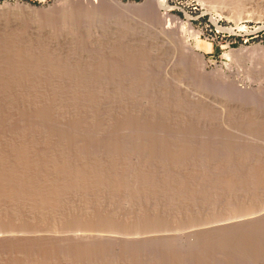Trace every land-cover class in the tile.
<instances>
[{"label": "rangeland", "instance_id": "obj_1", "mask_svg": "<svg viewBox=\"0 0 264 264\" xmlns=\"http://www.w3.org/2000/svg\"><path fill=\"white\" fill-rule=\"evenodd\" d=\"M67 9H70L69 11L72 16H74V19L73 17L71 19L70 25V27L72 26L70 30L74 31L68 32L77 33L76 35H80L78 33L82 35V33L89 32L91 36L89 38H86V33L85 37L84 35L78 36L85 44H83L82 40H79L75 34L79 42L77 40L76 42L78 43L74 45V47H70L66 43V45L64 43L62 44L63 40L60 39L61 37L64 38L66 34L64 31V16L66 14L63 11ZM167 26L169 27L168 32H162ZM164 34H168V36L170 34L172 37V40H170L171 37L170 39L167 37L169 39L168 44H164L165 42L161 39L162 37H166ZM82 37L85 38V40ZM92 38L95 39L94 43L91 42ZM20 39L22 42H18ZM79 43L83 45L81 44L80 46ZM184 43H189L188 46L196 48L195 56L191 59L177 60V58L172 60L174 50L180 51L179 45ZM28 94L39 96L43 94V96L49 95V97H54L56 95H65L64 97H66L69 95L70 97H68L72 99L77 96L76 98L80 100L77 103V100L74 98V101L77 103V108H80V111H84V116L87 115L89 117L86 116L91 120V123H94L93 126L98 124L96 126L100 127V129L96 126V128L93 126L91 127L93 129L95 128L94 133L98 128L101 134H99L98 130V137L95 135L97 132L92 135L93 132L91 130L93 129H90V127L88 129L81 124L79 125L80 128L78 126L77 128L74 124L75 118L70 117L67 119H72L74 121L66 119V121H60L61 124L60 122L58 124V121L56 122L54 119L55 121H52L53 123L48 124L46 122L48 125L45 124L44 121V125H42V121L41 126L40 123H37L38 125L35 124L38 126V129L39 126L41 128L43 127L42 130L39 129L41 133L44 131L42 136L36 131L37 127L34 128L35 126H33L31 128V126H29L33 121H39L30 120L29 123V121H27V114L29 113L28 107L25 108L24 105L21 106V104L18 103L22 96ZM52 94L53 96H50ZM1 95L4 97L9 96L10 98L12 96V98H14L10 99L6 97V101L11 104V106L10 104L7 106L10 107V110L16 108L12 107V103L15 106L20 105L17 107H20L19 110L17 108L14 110L17 116L19 113V120H15L14 116H12L13 111L8 110V108L2 111V113L5 111V114H7L6 117L3 116L4 114H0V117L4 120L7 119L5 120L7 124L4 123V121L1 122L2 119L0 120V173L3 175L9 173L10 169L12 170L13 168L16 172L18 170L20 172L22 171L21 173L18 172L21 176L22 173L24 174L23 176H25L28 175L29 172L30 176L34 175L35 172V175L49 174L52 173L53 170V174H56V172L60 174L62 171L64 174H70L71 172L70 176H72V174L78 175L77 173L87 175L90 174L89 172L94 176L96 172L95 176L104 173L101 175L103 176V180L108 179L107 182L111 184L115 182L113 177V173L115 172L114 174L122 177L120 178L122 181H125V177H127L126 183L129 180L136 185L135 183L138 181V186H142V184H146L147 182L151 183L154 179L159 178L160 180H155L156 184L153 182L151 185L153 188L157 185L161 190H166L167 187L169 188L170 186L173 188L174 183L172 181H174L175 185L178 186V184H180L178 188L174 185L176 190L181 188L178 192H184V196L186 195L188 199H192L193 196V199L196 198V201L190 200L193 202L192 204H188L190 201L187 202L189 205L187 210L190 209V206L192 208L195 203H198L197 205L195 204L197 209L193 207V213H191V210L190 213H188L190 216L192 214L194 220H190L188 214V217L187 215L185 217L180 216V218L184 220L183 224H181L182 220L179 219V222L181 221L180 225L182 226L196 222V220L199 223H201V221L205 223L207 219L203 218L207 217L208 219L212 218V220L218 216L217 220L219 218L223 219L229 217L232 215V210L237 214L242 212L240 209L247 210V208L251 206H257L256 201L259 200V197L264 198V196L261 197L263 191L259 190H263L262 188L264 187L262 184L264 183L262 182L264 179V0H0V97H2ZM71 95L73 96L71 97ZM7 98L9 100H7ZM82 99L85 102L82 101V103ZM14 101H16V104ZM80 102L81 104L85 103L82 105V109L87 105L88 108L90 106L92 107H90L91 109L94 108V111L96 107V113L93 111V113L90 112L91 110L88 108L82 110L81 105L79 106ZM22 107H24V110L26 109L28 111L27 113L25 110V114L22 111L24 116L26 115L27 122H24L25 118L21 117L23 115L20 116V114H22L20 113V109ZM30 109L34 111L32 108ZM17 110L20 112H17ZM7 111H10V113ZM100 111L102 113H100ZM113 112H116L120 117L117 118V115L114 116ZM33 115L34 119H36L34 113ZM103 115L105 117H103ZM8 116L14 119L11 120ZM95 116L96 118H94ZM20 117L23 120L20 121ZM17 121L20 123L18 122V124H16ZM96 121L97 123H95ZM86 122L87 119L84 118L83 124L85 125ZM21 123L24 126H21ZM27 123L28 125H26ZM55 123L58 125L56 126ZM87 123L90 124V122ZM54 124L57 129L52 128ZM72 124L73 128L70 127ZM59 125H61L60 128ZM14 126L15 128H13ZM62 127L63 130H61ZM75 127L77 131L79 129L78 132L74 131ZM86 128L88 130H86ZM80 129L82 130L80 131ZM45 130H47V133ZM56 130L63 131L65 138L61 131L60 133L63 135L58 134L59 132ZM33 131H36V134ZM52 131L56 133L52 134ZM73 131L75 132L74 134L71 133ZM44 133H46V135ZM76 133L79 134V138H77L78 134L76 135ZM49 134H51L50 137ZM71 134L76 136H71ZM40 135L42 137H40ZM36 136L42 139H38ZM44 136H48L49 140L43 139L45 138ZM51 137H53L55 141H53ZM55 137H58L59 140ZM73 137L76 140H73ZM8 138L10 142L7 144ZM22 138L26 140V143ZM56 139L58 141H56ZM25 147H27V149ZM28 149H32L31 152ZM13 152L18 155L15 154L14 156ZM51 153L53 155H51ZM22 156H24V158ZM25 159L28 162L31 161V164L35 163L33 167L31 165L28 169L29 166H27V164L30 163L25 162ZM116 160L118 162H116ZM5 162L7 164L9 162V165ZM15 162L17 164H15ZM22 163H24L27 168ZM46 163L49 164L48 168ZM50 164L53 165V170L49 169ZM105 164H109V167ZM117 164H120L121 169L113 171L112 169H114ZM124 164L129 170H123L125 169V166H122ZM81 167L82 169L84 168L85 171L82 170ZM122 167L124 168L122 169ZM4 169H7L8 172H5ZM150 169L152 171H150ZM30 170H32L33 174ZM104 170L106 172H103ZM110 170L111 172H109ZM124 171L130 174H126ZM148 171L150 172L148 173ZM134 173H137V175ZM151 173L153 174L152 177L150 176L152 175ZM138 174L142 177L141 180ZM61 175L63 174L61 173ZM193 175L195 176L193 177ZM171 176L173 178H170ZM186 176L191 180H189V183ZM196 176L198 177L196 178ZM162 177L164 179L166 178L165 182L167 181L170 183L167 184L166 182V187H163L166 184H164V179ZM259 177L263 179L260 181V179H258ZM147 178L150 179L151 182H149ZM255 178L262 183H258L259 181ZM135 179L137 181H134ZM219 179L220 181L217 182ZM142 181L145 183H142ZM186 181L187 183H185ZM221 181L225 184L223 185ZM239 181H243L244 184ZM216 183H218V185ZM241 183L242 185H239ZM257 183L261 184V186ZM112 184L111 187L110 185L109 187L114 190V188H116L114 187L116 183H114L113 187ZM219 184H221V186H219ZM132 185L133 184L129 185L128 183L130 188L134 186ZM192 185L196 187L194 188ZM225 185L228 188L230 187L231 190H229L232 194ZM116 186L118 185L116 184ZM138 186H136V188H138ZM150 186H148V188ZM202 186L207 188L204 189ZM215 186H217V189ZM241 186L242 188H240ZM157 187H155V189ZM182 187L186 192L183 191L184 189ZM143 188L144 189L139 187L138 189L143 191L145 189L148 190V188ZM243 188L248 194L253 191L249 194L248 199H246L248 194L244 192L245 190H243ZM134 189L132 188L131 190ZM189 189L191 192L187 191ZM193 189L198 190L195 191ZM211 189H216V191L213 192ZM222 189L224 190L223 193L221 192ZM240 190L243 194L239 192ZM218 191L219 194H217ZM236 192L239 194H235ZM224 193H226V195ZM222 194L225 197H223ZM211 195H213V197ZM210 197H212L213 200ZM207 200L209 202H207ZM221 201L227 205L225 206ZM211 202H214L213 204H217L218 202V204L225 207H229L230 205L233 207L235 206L236 209H230V206L229 209L231 212L230 210H226L225 213L222 207L220 208L221 211L217 210L219 208L216 207L220 206L215 204V207ZM236 202L238 207L236 206ZM245 202H247L246 205ZM238 203L240 204L238 205ZM1 204L4 203L2 202ZM187 204L185 203L186 206ZM207 204L209 207H207ZM243 204L245 208L242 207ZM142 207H144V205H142ZM213 207L216 208V211ZM144 208L146 209V207ZM212 210L213 212L211 213L210 211ZM227 211L229 214H227ZM235 211H237V213ZM98 212L99 215L103 217L100 211H97V215ZM66 215H68V217L70 216L68 213ZM73 215L74 214L71 216L74 217ZM194 215L197 216L195 217ZM0 216V223L2 222L4 224L3 227L8 225L7 228H17L18 230V224L21 226V223L16 220L14 222V219L11 221L8 219L6 223L5 217L2 218L4 215L0 214ZM72 217H70V219H72ZM160 217L162 216H159V218ZM78 218L79 217H77V219ZM88 218L90 220L91 217ZM163 218L164 217H162V219ZM70 219L65 218L64 222L62 220L64 224H58L59 222L56 223L58 228L54 223V226L57 228H55L56 231L60 233L59 235L63 232L64 238L66 234L65 231L67 230L66 227L70 230ZM113 219L110 220L115 222V219ZM139 219L140 217H138V219L136 218L134 223L126 221V224L123 226L121 223L122 220L124 222L125 219L119 218L117 220L120 223L116 220V224L113 222V224H115L113 227L116 226L117 229V225H121L120 227L123 226V228L127 230L132 227H140L137 228L138 230L135 229V232L144 230L143 226L146 227L145 224L148 221H146V219L143 220V218V222H141V219ZM168 219H164L166 220L164 222H168ZM83 220L86 219L83 218ZM81 221L80 218V221L77 220L76 222H78V224L81 223L80 225L83 227L93 228V220L91 223L86 220V222L90 224H85L84 221ZM104 221H106L104 223L105 225L103 224L105 230L108 228L112 231L116 230L106 224L107 220ZM144 221H146V223ZM261 221L264 222V219ZM262 222H260L261 225ZM22 223L25 224L26 222ZM29 223L26 224L28 227H31L33 224L30 223L32 224L30 225ZM109 223L111 224L112 222ZM140 223H142V225ZM150 223L152 222L150 221ZM26 224L23 227L28 228ZM148 224L146 225L148 226ZM64 225L66 227H64ZM89 225L92 226L90 227ZM244 225L245 224L240 223V225H236L233 228L229 227L232 231H228L229 229L227 228L220 229L221 232L219 233L223 232V235H221L222 237L219 236L220 234L216 231L213 232L219 235L209 231V233H211L210 235L208 231H206L204 234L207 236H205L206 238L203 236L204 232L202 235L199 234V236H203L205 239L196 236L198 240L202 239L203 241H198L194 238L196 241L192 239L190 242H187L182 238L181 243L183 246H186L181 247V243H179L180 245L177 243L178 250L176 247L173 249L172 245H168V241H166L168 245L166 246L168 248L165 247V241L158 240L157 238L143 241L137 240L136 242L134 241L135 243L133 241H131L132 243L128 241L129 245L125 241L119 242L118 244H120V246L118 245L119 247L117 246L116 249V245H114V243L111 244V242L95 243L91 241L90 243L93 246L91 244L89 245V242H87L89 245L87 246L84 242H76V240L72 239L70 236L69 238L68 235L65 239L61 238V240L63 239L62 241L59 240L60 238H50L51 240H49L48 237V240H46L47 237H42L40 239L38 238V240L37 238L25 239L17 236L14 237V239H5L6 241L0 240V257L2 258H0V264H21L24 259L28 261L32 260V262L41 263L43 261L46 263L49 262V259L47 260L46 258L47 254L49 258L52 256L50 261H53V263L54 261H58L60 264L63 261L62 264H68L69 260L67 259H69V256L70 261L73 262L75 260L76 264H86L87 260L89 263L92 261V264H143L144 261H147V264H149L148 262H153L152 264H182L183 262L186 264H254V260L245 261L248 256L244 259L246 255H244V257H240L239 255L243 252V247L247 245L254 246L253 242L247 241L245 243L247 245H243L245 242L244 238L246 237L247 239L249 235L252 236L251 234L248 236L244 234L248 232L246 230L249 227L248 230L254 231H252L253 233L249 231L250 233L257 235L255 237H260L261 232H264V228L261 229L263 226L260 225L259 228L261 230L258 231L261 232L257 233L256 223L255 225L252 224L253 227H250L248 224L247 227ZM110 226H112V224ZM235 227L238 229L236 228V230ZM240 227H242V229L246 228L245 230L239 231L241 230ZM129 231L133 230L130 229ZM236 232H241L242 235H244L240 237L241 239H238L241 241H237V236H241V234L237 235ZM68 233L70 235V231H68L67 234ZM258 234L260 235L258 236ZM209 235L212 236V241ZM218 236L220 238H218ZM233 237L237 241L235 244L240 242L237 245L242 246L236 248V245L233 243ZM255 237H248L250 240H247L253 241ZM260 238H258L257 241L263 246L262 241H264V235L262 234ZM219 239L221 240L219 241ZM256 239L257 238L254 239V244L259 246V243H256ZM223 240L225 242L229 240V245L226 244L230 247L233 245L232 248H235V250L228 247L229 252L222 251L226 246ZM93 242L97 245H95L96 248H94ZM192 242H196L198 245L196 243L193 245ZM78 243H80V246ZM101 244L102 246H100ZM135 244H138L139 247ZM123 245L125 247H123ZM221 245L222 248L220 249L219 247H221ZM261 246L259 247L263 250L264 246ZM226 247L225 249H227ZM121 248L123 249L121 250ZM250 249L253 250L249 248V250L246 249L247 251L245 252L250 251ZM231 250H234V253H236L235 251H239L236 253L237 257L235 254L233 255ZM259 250L257 252L261 251ZM48 251L49 253H46ZM204 252L205 254H203ZM252 252L250 251V254ZM177 253L180 258L177 257ZM50 254L52 255L50 256ZM259 254L260 253L256 256H259ZM261 255L264 257V251ZM61 256H64L66 259L64 260ZM263 257L261 256V258L258 259L256 257L252 258L251 256V258H249L255 259V264H264ZM70 261L69 264H72ZM110 261L111 263H109ZM88 262L87 264H89ZM48 264H50V262Z\"/></svg>", "mask_w": 264, "mask_h": 264}, {"label": "bare ground", "instance_id": "obj_2", "mask_svg": "<svg viewBox=\"0 0 264 264\" xmlns=\"http://www.w3.org/2000/svg\"><path fill=\"white\" fill-rule=\"evenodd\" d=\"M239 2V1H238ZM234 4V3H233ZM225 5V4H224ZM70 9H67V10H65V11H63V12H65V16H64V31L66 32V34L64 35V38L63 37H61V39L60 40H63V42H62V44L64 43H66L68 46H70V47H74V45H76L78 42H79V40L81 39V38H79L80 37V35H81V33H78V34H80V35H76L77 33H69L68 31H74V30H70V29H72L71 27H70V25H71V19H72V17H73V19H74V16H72V14H71V12L69 11ZM68 12V13H67ZM7 15V14H6ZM17 18V17H16ZM15 19V18H14ZM8 20V19H7ZM5 21V20H4ZM7 22V21H6ZM17 22V21H16ZM68 24H67V23ZM73 22V21H72ZM70 23V24H69ZM14 24H16V23H14ZM73 24V23H72ZM6 26V25H5ZM73 26H75V25H73ZM33 27V26H32ZM33 29V28H32ZM168 29H169V27L167 26L166 28H164L163 30L164 31H162V32H164V33H166V32H168ZM86 33V38H89V37H91L90 36V33L89 32H85ZM85 33L83 34L82 33V35H84V37H85ZM23 34V33H22ZM79 38V40H78V38L76 39V36ZM19 35H21V34H19ZM81 35V36H82ZM166 37V39L164 38V37H162L161 39H162V41L163 42H165L164 44H168V40L170 39V37H171V35L169 34V36H168V34H164ZM56 37H57V35H56ZM59 37V38H60ZM169 39H168V38ZM33 38H36V37H33ZM51 38H53V37H51ZM83 38V37H82ZM179 38V37H178ZM38 39V38H37ZM39 39H41V38H39ZM84 40H85V38H83ZM91 39V38H90ZM89 39V40H90ZM174 39V38H173ZM18 40V39H17ZM53 40H55V39H53ZM57 40V39H56ZM78 40V42H76ZM82 40V39H81ZM88 40V39H87ZM170 40H172V37H171V39ZM11 41V40H10ZM31 41V40H30ZM183 41V40H182ZM18 42H22L21 41V39L18 41ZM91 42H95V39H93L92 38V40H91ZM32 43V42H31ZM47 43V42H46ZM58 43V42H57ZM82 43H83V40H82ZM81 43V44H82ZM15 44V43H14ZM54 44H55V41H54ZM65 44V45H66ZM80 44V43H79ZM81 44H80V46H81ZM83 44H85V43H83ZM82 44V45H83ZM174 44H176V43H174ZM174 44H173V47H174ZM189 44V43H188ZM188 44H181V45H179L180 47V51H178V50H174V53H173V56H172V60H175V59H177V60H185V59H188V58H192L193 56H195V54H196V48L195 47H191V46H188ZM18 45H19V43H18ZM21 45V44H20ZM31 45V44H30ZM58 45V44H57ZM87 45V44H86ZM85 45V46H86ZM13 46V45H12ZM34 46V45H33ZM41 46V45H40ZM176 46V45H175ZM27 47H28V45H27ZM178 47V46H177ZM177 47H175V48H177ZM85 48V47H84ZM174 48V49H175ZM178 49V48H177ZM41 50V49H40ZM178 51V52H177ZM26 53V52H25ZM17 55V54H16ZM50 55V54H49ZM20 69V68H19ZM42 71V70H41ZM172 71V70H171ZM17 73V72H16ZM32 74V73H31ZM6 77V76H5ZM14 80V79H13ZM28 88V87H27ZM54 88V87H53ZM35 92V91H34ZM36 94V93H35ZM35 94H33V95H26V96H22L20 99H19V104H21V106L22 105H24V107L26 108V107H28V109H29V113L32 111L30 108H32L34 111H32L34 114H35V117H36V119H34V115H33V113L31 112L30 114L28 113V111L26 110V112L28 113H26L27 114V121H29V123H30V120L32 121V120H38L39 122H37V121H33V123H34V125H33V123H30L31 125H29V126H31V128L33 127V126H35L34 128H36L37 127V129H36V131H38L41 135L43 134V132L44 131H42V133L39 131V129H41L42 130V128L40 127L41 126V121L43 122H45V124H49V123H53L52 121H55L56 120V122L59 124V122L61 121H66V119L67 118H70V117H74L75 118V122H74V124L76 125V127L78 126L79 127V125L81 124L82 126H85V127H87L88 129H89V127H90V129H93L91 126H93L94 125V123H91V120L90 119H88L86 116H84V111H80L78 108H77V103L80 101V100H78V98H76V97H73V99L72 98H69L70 96L69 95H67L66 97H64L65 95H63V96H54V97H49V95L48 96H43V94H41L40 96L39 95H35ZM45 95V94H44ZM2 96V95H1ZM11 96V95H10ZM16 96V95H15ZM21 96V95H20ZM50 96H53V94L52 95H50ZM69 96V97H68ZM73 95H71V97H72ZM75 96V95H74ZM81 96H83V95H81ZM85 96V95H84ZM2 97H4V96H2ZM2 97H0V114L2 115V114H4L3 116L4 117H6V115L7 114H5V111H4V113H2V111L4 110V109H6V108H8V110H10V107H7V106H9V104L10 103H8L7 101H6V97H8V98H10L9 96H6V97H4V98H2ZM18 97V96H17ZM7 98V100H9ZM11 98H12V96H11ZM10 98V99H11ZM74 98L77 100V103L74 101ZM12 99H14V98H12ZM84 99V98H83ZM81 100V102L82 101H84V100ZM86 99V98H85ZM17 100V99H16ZM106 100V99H105ZM13 102V101H12ZM16 101H14V103H15ZM81 102H80V104H79V106L81 105V109L83 108V106L82 105H84V104H81ZM85 102V101H84ZM96 102V101H95ZM95 102H93V103H95ZM99 102V101H98ZM117 102V101H116ZM83 103V102H82ZM90 103V102H89ZM93 103H91V104H93ZM16 104V103H15ZM88 104V103H87ZM26 105V106H25ZM10 106H11V104H10ZM18 106H20V105H18ZM18 106H15V105H13V103H12V107H18ZM89 106V105H88ZM97 106V105H96ZM11 107V108H12ZM24 107H22L21 109H23ZM91 107V106H90ZM88 108L87 107V105H85V107H84V109L85 108H88V109H90L91 111L90 112H92L93 111V109H91V108ZM16 108L14 109H11L12 111H13V115L12 116H14V118H15V120H19V113H18V116H17V114H15V111L14 110H16ZM20 108V107H19ZM19 108H17L18 110H19ZM20 109V111H18L17 110V112H20V113H22V111L24 112V114H25V110L23 109V110H21ZM84 109H82V110H84ZM99 109V108H98ZM10 110V111H11ZM31 110V111H30ZM106 110V109H105ZM109 110V109H108ZM107 110V111H108ZM10 111L8 112V113H10ZM96 111V107H95V110L93 111L94 113H96L95 112ZM99 111V110H98ZM92 112V113H93ZM110 112V111H109ZM88 113V112H87ZM100 113H102L101 111H100ZM121 113V112H120ZM24 114L22 113V114H20V116L21 115H23L24 116ZM105 114H109V113H105ZM113 114H114V116L115 115H117L116 114V112H113ZM165 114V113H164ZM9 115V114H8ZM33 117H32V116ZM89 115V114H88ZM98 115V114H97ZM16 116H17V119H16ZM23 116H21L22 118H25V120H24V122H27L26 121V115L23 117ZM29 116V117H28ZM94 116V115H93ZM101 116V115H100ZM100 116H98V117H100ZM108 116V115H107ZM111 116V115H110ZM20 117V121L21 120H23L22 118ZM103 117H105L104 115H103ZM109 117V116H108ZM120 117V115L118 116L117 115V118H119ZM8 118L9 119H11V117H9L8 116ZM14 118H12V119H14ZM31 118V119H30ZM33 118V119H32ZM84 118L85 119H87V122H90V124H92V125H90L89 123H87L86 122V124L87 125H90V126H87L86 124L84 125L83 123H84ZM94 118H96V116L94 117ZM2 119V120H1ZM11 119V120H12ZM55 119V120H54ZM93 119V118H92ZM111 119V118H110ZM109 119V120H110ZM113 119V118H112ZM0 120H1V122H3L4 121V123H6V121L5 120H7V119H3L2 117H0ZM10 120V121H11ZM67 120H72V119H67ZM90 120V121H89ZM101 120V119H100ZM106 120V119H105ZM114 120V119H113ZM112 120V121H113ZM10 121H9V123H10ZM72 121H74V120H72ZM94 121V120H93ZM92 121V122H93ZM98 121V120H97ZM97 121L95 122V123H97ZM0 122V123H1ZM15 122V121H14ZM18 122L19 121H17L16 122V124H18ZM23 122V121H22ZM44 122H43V124L42 125H44ZM47 122V123H46ZM61 122H60V124H61ZM71 122V121H70ZM109 122V121H108ZM107 122V123H108ZM20 123V122H19ZM37 123H40V126H39V129H38V124ZM57 123H55L56 124V126L58 125ZM79 123V124H78ZM7 124V123H6ZM35 124H37V125H35ZM47 124V125H48ZM55 124L53 125V129H57V127L55 126ZM1 125V124H0ZM23 124L21 123V126H22ZM26 125H28V123L26 124ZM62 125H63V123H62ZM96 125H98V124H95V126ZM104 125V124H103ZM112 125V124H111ZM13 126V125H12ZM20 126V125H19ZM24 126V125H23ZM60 126L61 125H59V128H60ZM64 126V125H63ZM95 126H93V127H95ZM26 127V126H25ZM51 127V126H50ZM69 127V126H68ZM71 128H73V124H72V126H70ZM74 128V131L75 132H78L79 131V129H78V131H77V128ZM96 127H98V126H96ZM95 127V128H96ZM112 127V126H111ZM124 127V126H123ZM122 127V128H123ZM136 127V126H135ZM149 127V126H148ZM13 128H15V126L13 127ZM19 128V127H18ZM58 128V129H59ZM80 128V127H79ZM86 128V130H88ZM94 128V129H95ZM99 129H100V127H98ZM97 128V130L95 131V133L99 130ZM108 128V127H107ZM23 129V128H22ZM49 129V128H48ZM76 129V130H75ZM83 129V128H82ZM82 129H80V131L82 130ZM94 129L93 130H91L93 133H92V135L93 134H95L94 133ZM8 130H9V128H8ZM12 130V129H11ZM17 130V129H16ZM21 130V129H20ZM61 130H63V127L61 128ZM61 130H56L57 132H59L58 134H61V135H63L64 134V132L63 131H61ZM15 131V130H14ZM23 131H25V130H23ZM29 131V130H28ZM36 131H33L34 133L36 132ZM46 131V133H47V130H45ZM50 131H51V128H50ZM60 131L63 133H60ZM71 132V133H75V132ZM83 131H84V129H83ZM102 131V130H101ZM31 132V131H30ZM99 132V134H101L100 133V130L98 131ZM98 132H97V134H95L96 136L98 135ZM12 133V132H11ZM27 133V132H26ZM29 133V132H28ZM39 133H38V135H39ZM46 133H44L45 135H46ZM54 133H56V132H53L52 131V134H54ZM68 133V132H67ZM91 133V132H90ZM141 133V132H140ZM24 134V133H23ZM32 134V133H31ZM36 134V133H35ZM57 134V135H58ZM70 134V133H69ZM73 134H71V136L73 135ZM78 133H76V135H77ZM88 134V133H87ZM125 134V133H124ZM11 135V134H10ZM40 135V137H42ZM75 135V136H76ZM94 135V136H95ZM19 136V135H18ZM32 136V135H31ZM33 136H34V134H33ZM51 136V134H49V137ZM60 136V135H59ZM74 136V135H73ZM74 136V137H75ZM3 137V136H2ZM11 137V136H10ZM24 137H25V135H24ZM37 137V136H36ZM39 136L37 137L38 139H42V138H40ZM45 138H43V139H45V140H49V137L47 136H44ZM64 138H65V134H64V136H63ZM70 137V136H69ZM74 137H73V140H76V139H74ZM87 137H88V135H87ZM98 137V136H97ZM107 137V136H106ZM157 137V136H156ZM1 138V137H0ZM19 138V137H18ZM47 138V139H46ZM55 138H57L58 140H59V138L58 137H55ZM61 138V137H60ZM68 138V137H67ZM77 138H79V134L77 135ZM83 138V137H82ZM96 138V137H95ZM51 139L53 140L54 138L53 137H51ZM56 139V141H58ZM122 139V138H121ZM2 140H4V139H2ZM21 140V139H20ZM22 140L25 142L26 140H24L23 138H22ZM21 140V141H22ZM31 140V139H30ZM91 140V139H90ZM89 140V141H90ZM100 140V139H99ZM1 141V140H0ZM12 141V140H11ZM19 141V140H18ZM44 141V140H43ZM53 141H55V140H53ZM61 141H63V140H61ZM2 142H4V141H2ZM6 142V141H5ZM8 142H10L9 141V138H8V141L6 142L7 144H8ZM45 142V141H44ZM60 142V141H59ZM76 142V141H75ZM91 142V141H90ZM110 142V141H109ZM26 143V142H25ZM28 143V142H27ZM103 143H105V142H103ZM5 144V143H4ZM6 144V145H7ZM1 145H2V143H1ZM28 145V144H27ZM55 145V144H54ZM57 145V144H56ZM16 146V145H15ZM12 147H13V145H12ZM21 147V146H20ZM23 147V146H22ZM28 147V146H27ZM27 147H25L26 149H27ZM59 147V146H58ZM85 147V146H84ZM14 148V147H13ZM30 148V147H29ZM90 148V147H89ZM110 148H111V146H110ZM18 149V148H17ZM17 149H15V150H17ZM60 149V148H59ZM66 149V148H65ZM91 149V148H90ZM29 150V149H28ZM32 150V149H31ZM31 150H29L30 152H31ZM61 150V149H60ZM141 150V149H140ZM18 151H20V150H18ZM17 151V152H18ZM26 151V150H25ZM33 152V151H32ZM71 152V151H70ZM14 153V152H13ZM19 153V152H18ZM20 153H22V152H20ZM15 154L16 153H14L13 155L15 156ZM16 155H18V154H16ZM51 155H53L52 153H51ZM138 155V154H137ZM12 156V155H11ZM110 156V155H109ZM13 157V156H12ZM23 158H24V156H22ZM48 157V156H47ZM20 158H21V156H20ZM28 158V157H27ZM85 158V157H84ZM8 160H10V159H8ZM7 160V161H8ZM13 160V159H12ZM22 160H24V159H22ZM26 160V159H25ZM29 160H30V158H29ZM48 160V159H47ZM68 160V159H67ZM86 160V159H85ZM90 160V159H89ZM93 160V159H92ZM100 160V159H99ZM125 160V159H124ZM136 160V159H135ZM1 161V160H0ZM6 161V162H7ZM20 161V160H19ZM34 161V160H33ZM44 161V160H43ZM51 161V160H50ZM60 161V160H59ZM5 162V163H6ZM10 162V161H9ZM9 162H8V164L7 165H9ZM25 162H27V163H30V162H28L27 160L25 161ZM66 162V161H65ZM82 162V161H81ZM116 162H118L117 160H116ZM120 162V161H119ZM122 162V161H121ZM137 162V161H136ZM26 163V164H27ZM88 163V162H87ZM92 163V162H91ZM125 163V162H124ZM12 164H14V163H12ZM15 164H17L16 162H15ZM19 164V163H18ZM22 164H24V163H22ZM33 164H35V163H33ZM33 164H27V166H29L28 167V169L30 168V166L32 165V167H33ZM45 164V163H44ZM44 164H42V165H44ZM47 164V163H46ZM96 164V163H95ZM97 164H98V162H97ZM102 164H104V163H102ZM123 164V163H122ZM3 165V164H2ZM5 165V164H4ZM41 165V166H42ZM57 165V164H56ZM58 165H59V163H58ZM64 165V164H63ZM93 165H94V163H93ZM106 165V164H105ZM109 165V164H108ZM108 165H106V166H108ZM21 166H23V165H21ZM24 166L26 167V165L24 164ZM48 166H49V164H47V168H48ZM60 166V165H59ZM59 166H57V167H59ZM97 166V165H96ZM116 167L114 168V169H112L113 171H115V170H117V169H121V166H120V164H117V165H115ZM122 166H125V164L124 165H122ZM127 166H128V164H127ZM131 166V165H130ZM135 166V165H134ZM140 166V165H139ZM142 166V165H141ZM144 166V165H143ZM35 167V166H34ZM52 167H53V165L52 164H50V167H49V169H51V170H53L52 169ZM65 167V166H64ZM68 167H70V166H68ZM94 167V166H93ZM109 167V166H108ZM131 167H133V166H131ZM131 167H129V168H131ZM135 167H137V166H135ZM6 168V167H5ZM9 168H11V167H9ZM27 168V167H26ZM36 168V167H35ZM61 168H62V166H61ZM66 168H67V166H66ZM85 168H86V166H85ZM102 168H103V166H102ZM124 167H122V169H123ZM140 168H143V167H140ZM149 168H150V166H149ZM16 169V168H15ZM22 169H23V167H22ZM64 169V168H63ZM81 169H82V167H81ZM91 169H92V167H91ZM96 169V168H95ZM98 169V168H97ZM129 170L126 166H125V169H123V170ZM136 169V168H135ZM134 169V170H135ZM144 169H146V168H144ZM153 169V168H152ZM263 169V168H262ZM3 170V169H2ZM5 170V172L7 171V169H4ZM24 170V169H23ZM62 170V169H61ZM64 170H66V169H64ZM69 170V169H68ZM67 170V171H68ZM82 170H84V168L82 169ZM103 170V169H102ZM118 170V171H119ZM142 170V169H141ZM10 171H13V172H10ZM10 171H9V173H7V174H5V175H3V174H1L0 173V212H3V213H0V214H2V215H4L2 218H4L5 217V221H6V223H7V220L9 219L10 221L12 220V219H14L13 221L15 222V220L17 221V222H19V223H21V226H20V224H18V226H19V229L17 230V228H13V229H11L10 227H8L7 228V226L6 227H3V223L1 224L0 223V240H2V241H6L7 239H11V238H13L14 239V237H17V236H20V237H22V238H25V239H27V238H42V237H44V238H46L47 237V239L46 240H48V237H49V240H51L50 238H60L59 240H61V238H63V239H65V238H67V235H68V237L70 236V237H72V239H74V240H76V242H78V241H80V242H84V244L86 245L87 244V246H89L91 243V241H94L95 243H97V242H101V243H103V242H111V244L112 243H114V245H116V249H117V246L119 245L120 246V244H118L119 242L121 243V242H126V243H128V241H143V240H146V239H154V238H157L158 240H162V241H165L164 242V245H165V247H167L168 245H172V248L173 249H175V247L177 248V250H178V244L179 243H181L182 242V238L184 239V240H186L187 242H190L192 239H194V238H196V236H198V238H202L203 236L205 237L206 235H204L205 233H206V231H208V233H209V231L211 232V233H219V232H221V230L220 229H225V228H227V229H229L228 231H230L231 229L229 228V227H231V228H233L234 226H236V225H240V223H243V224H245L246 225V227H247V224L251 227H253V225L252 224H254L255 225V223H256V227H257V233L259 232H261V231H258V230H261V229H263L264 228V222H262L261 220H263L264 219V198L262 197V196H264V187L262 188L263 190H261V189H259L260 191H263V193H261V197L262 198H260L259 197V200L258 201H256V203H257V206H251L250 208H247V210L246 209H240L242 212H239V213H237V211H235L237 214H235L233 211L234 210H232V215H234V216H232L231 214V216H229V217H226V218H223V219H221V218H219L218 220H217V218L219 217H217V218H215L214 220H212V218H209L208 219V217L207 218H203V219H207V221H205V223H202L203 221H201V223H199L197 220H196V222H193V223H189V224H187V225H185V226H182V225H180V222H179V219H181L182 220V222H181V224H183V219L182 218H180V216H186L188 213H190V210L192 211L193 209V207L194 208H196L195 207V204H194V206L191 208V206H190V209H188L187 210V207L189 206L188 204H192L193 202H191L192 200H195V199H193V197H192V199L190 198V199H188V197L186 198V195L184 196V192H181V191H179L178 192V190L179 189H181V188H179L178 190H176L175 188V186H177V185H175V182L174 181H172L173 183H174V185H173V188L170 186L169 188L167 187V189L166 188H163V189H166V190H161L160 188H159V186L157 187V185L155 186V187H157L156 189H155V187L153 188V186L151 185V184H153V182H155V180L157 181V179H159V178H157V179H154V181H150V179H148L147 178V180H149V182H151V183H146L148 186H150L149 188H148V186L146 185V184H142V186L143 187H145V188H148V190L147 189H145L144 191L143 190H140V189H138L139 187L140 188H142V189H144L140 184V186H138V184H137V180L135 179L134 181H137L135 184L136 185H134V183H131L129 180L127 181V183L125 182L126 180H127V177H125L126 178V180L124 181H122V179H120V178H122L121 176L119 177V176H117L116 174H114L113 173V177H114V183H116L118 186H116V184H115V186H114V183L112 184L111 182V184H112V187L114 186V187H116V188H114V190L112 189V188H110L111 187V184H109L108 182H107V180H103V176H101V175H103L104 173H102L101 175H98V176H95V174H96V172L94 173V176H93V174L91 173V172H89L90 174H87V175H82V173L81 174H79V173H77L78 175H73L72 174V176H70L71 175V172H70V174L69 173H66V174H64V172L62 171L61 173L63 174V175H61V173L59 174V173H57L56 172V174H53L54 172V170L52 171V173H49V174H36L35 175V173H34V175H32V176H30V172H29V174L28 175H25V176H23L24 174L22 173V176H21V172L18 170L17 172H16V170H14V168L11 170L10 169ZM29 171V170H28ZM31 171V173H32V170H30ZM85 171V170H84ZM131 171V170H130ZM137 171H139V170H137ZM136 171V172H137ZM147 171V170H146ZM150 171H152L151 169H150ZM150 171H148V173L150 172ZM8 172V171H7ZM18 172H20V173H18ZM24 172V171H23ZM47 172V171H46ZM50 172V171H49ZM83 172V171H82ZM93 172V171H92ZM101 172V171H100ZM103 172H106L105 170L103 171ZM109 172H111V170L109 171ZM108 172V173H109ZM144 172V171H143ZM154 172V171H153ZM84 173H86V172H84ZM98 173V172H97ZM117 173V172H116ZM124 173H126L125 171H124ZM127 173H129V172H127ZM126 173V174H127ZM145 173V172H144ZM147 173V174H148ZM33 174V173H32ZM51 174V175H50ZM92 174V175H91ZM118 174V173H117ZM122 174V173H121ZM125 174V175H126ZM130 174V173H129ZM128 174V175H129ZM134 174H136L137 175V173H134ZM152 174V173H151ZM160 174V173H159ZM257 174V173H256ZM108 175V174H107ZM112 175V174H111ZM119 175V174H118ZM123 175V174H122ZM139 175V174H138ZM143 175H145V174H143ZM157 175V174H156ZM264 175V174H263ZM27 176H29V177H27ZM110 176V175H109ZM133 176V175H132ZM146 176H148V175H146ZM145 176V177H146ZM151 177L153 176V174L152 175H150ZM149 176V177H150ZM155 176V175H154ZM159 176V175H158ZM163 176V175H162ZM167 176V175H166ZM195 175H193V177H194ZM260 176V175H259ZM102 177V178H101ZM144 177V178H145ZM160 177H161V175H160ZM187 177V176H186ZM198 176H196V178H197ZM205 177V176H204ZM221 177V176H220ZM253 177V176H252ZM258 177V176H257ZM256 177V178H257ZM108 178V177H107ZM111 178H112V176H111ZM124 178V179H125ZM130 178V177H129ZM139 178H140V180L142 179V177H140V175H139ZM163 178V177H162ZM170 178H173L172 176L170 177ZM185 178V177H184ZM184 178H183V180H184ZM242 178V177H241ZM255 178V179H256ZM264 178V177H263ZM263 178H261V179H263ZM146 179V178H145ZM164 179V178H163ZM166 179V178H165ZM165 179H164V181L163 180H161V181H163L164 182V184H166V182H165ZM187 179H188V177H187ZM194 179V178H193ZM200 179V178H199ZM208 179V178H207ZM218 179V178H217ZM221 179V178H220ZM220 179L217 181V182H219L220 181ZM258 179H260V177L258 178ZM258 179H256V180H258ZM261 179H260V181H261ZM160 180V179H159ZM171 180V179H170ZM180 180H182V179H180ZM189 180L190 179H188V183H189ZM225 180V179H224ZM239 180V179H238ZM242 180V179H241ZM131 181L133 182V180L131 179ZM145 181V180H144ZM144 181H142V183H145ZM178 181V180H177ZM176 181V182H177ZM191 181V180H190ZM201 181H203V180H201ZM200 181V182H201ZM223 181V180H222ZM221 181V182H222ZM259 181V180H258ZM258 182V183H262V182H264V179H263V181L262 182ZM171 182V181H170ZM180 182V181H179ZM178 182V183H179ZM195 182V181H194ZM207 182H208V180H207ZM209 182H210V180H209ZM237 182V181H236ZM239 182H242L243 184H244V182L243 181H239ZM128 183H129V185L130 184H133L134 186H135V189H134V186L132 187L134 190H131L132 188H130L129 186H128ZM169 182H167V184H168ZM177 183V184H178ZM181 183H182V181H181ZM185 183H187V181L185 182ZM191 183V182H190ZM196 183V182H195ZM198 183V182H197ZM227 183H228V181H227ZM226 183V184H227ZM242 183L241 184H239V185H242ZM251 183V182H250ZM253 183V182H252ZM257 183V184H258ZM110 185V187H109V185ZM154 184H156V182L154 183ZM161 184V183H160ZM167 184L166 185H161V186H163V187H166L167 186ZM170 184V183H169ZM205 184H206V178H205ZM217 185H218V183H216ZM222 184H223V182H222ZM225 184V183H224ZM223 184V185H224ZM232 184V183H231ZM237 184V183H236ZM235 184V185H236ZM247 184V183H246ZM263 185H264V183H262ZM144 185H146V186H144ZM179 185L180 184H178V186H177V188L179 187ZM193 185H194V183H193ZM192 185V186H193ZM197 185H200V184H197ZM202 185V184H201ZM222 185V186H223ZM229 185H230V183H229ZM233 185V184H232ZM258 185H260L261 186V184H258ZM262 185V186H263ZM136 186H138V188H136ZM191 186V187H192ZM219 186H221V184H219ZM244 186V185H243ZM247 186V185H246ZM245 186V187H246ZM175 187V188H174ZM181 187V186H180ZM194 187V186H193ZM196 187V186H195ZM194 187V188H195ZM203 187V186H202ZM216 187V189H217V186H215ZM225 187L226 188H228L226 185H225ZM232 187V186H231ZM236 187V186H235ZM238 187V186H237ZM130 188V189H129ZM183 188V187H182ZM204 188V187H203ZM205 188H207V187H205ZM204 188V189H205ZM240 188H242V186L240 187ZM260 188V187H259ZM184 189V188H183ZM199 189V188H198ZM198 189H196V190H198ZM208 189H210V188H208ZM216 189H211V190H213V192L214 191H216ZM230 189V187L228 188V190ZM193 190H195V189H193ZM195 190V191H196ZM227 190V191H228ZM231 190V189H230ZM230 190H229V192H230ZM233 190V189H232ZM237 190V189H236ZM242 190V189H241ZM239 191V192H241L242 194H243V192L242 191ZM243 190H245L244 188H243ZM247 190H248V188H247ZM249 190H250V188H249ZM257 190V189H256ZM183 191H185V189L183 190ZM188 192L190 191V189L189 190H187ZM201 191V190H200ZM200 191H198V192H200ZM205 191V190H204ZM219 191H221V190H219ZM219 191H218V193L217 194H219ZM223 189H222V193H223ZM226 191V190H225ZM235 191V190H234ZM233 191V192H234ZM255 191V190H254ZM259 191V192H260ZM186 192V191H185ZM191 192V191H190ZM202 192H203V190H202ZM207 192H210V191H207ZM207 192H206V195H207ZM228 192V193H229ZM244 192H246L247 193V191L245 190ZM253 191H251V193H252ZM184 193V194H183ZM231 193V192H230ZM229 193V194H230ZM240 193V194H241ZM251 193H249V194H251ZM256 193V192H255ZM257 193H258V191H257ZM256 193V194H257ZM187 194V193H186ZM192 194H195V193H192ZM214 194V193H213ZM225 195H226V193H224ZM232 194V193H231ZM235 194H237V192L235 193ZM239 194V193H238ZM237 194V195H238ZM241 194V195H242ZM248 194V193H247ZM246 194V195H247ZM249 194L247 195V197H246V199H248V197H249ZM263 194V195H262ZM189 195H190V193H189ZM223 195V194H222ZM244 195H245V193H244ZM188 196V195H187ZM197 196V195H196ZM209 196V195H208ZM212 197H213V195H211ZM229 196V195H228ZM234 196V195H233ZM243 196V195H242ZM252 196V195H251ZM257 196V195H256ZM191 197V196H190ZM205 197V196H204ZM212 197H210V198H212ZM219 197V196H218ZM221 197V196H220ZM223 197H225L224 195H223ZM227 197V196H226ZM206 198V197H205ZM204 198V200L206 201V199ZM228 198V197H227ZM230 198V197H229ZM232 198V197H231ZM251 198V197H250ZM207 199H209V198H207ZM236 199V198H235ZM191 200V201H190ZM212 200H213V198H212ZM223 200H225V199H223ZM226 200H228V199H226ZM232 200H233V198H232ZM249 200H251V199H249ZM4 203V204H1L2 202ZM190 201V202H189ZM196 201V200H195ZM194 201V202H195ZM229 201V200H228ZM237 201V200H236ZM252 201V200H251ZM187 202H189L188 204H187ZM207 202H209L208 200H207ZM222 202V201H221ZM220 202V203H221ZM224 202H226V201H224ZM230 202V201H229ZM229 202H228V204H229ZM233 202V201H232ZM231 202V203H232ZM185 203L187 204V206L185 205ZM200 203V202H199ZM212 204L214 203V202H211ZM223 203V202H222ZM221 203V204H222ZM227 203V202H226ZM235 203V202H234ZM255 203V202H254ZM253 203V204H254ZM198 204V203H197ZM196 204V205H197ZM201 204V203H200ZM216 204V203H215ZM215 204H213L214 206H215ZM224 205H225V203H223ZM240 203H238V205H239ZM247 204V202H245V205ZM142 205H144V207H146V209L144 208V207H142ZM211 205V204H210ZM217 206L219 205L220 207H216V208H219V209H217V210H220L221 211V207H222V210H224L225 211V213H226V210H230V209H232V208H235V206L233 207V206H231V208L229 209V207H225V206H221L220 204H218V202H217V204H216ZM235 205V204H234ZM244 204L242 205V207H244L245 206ZM250 205V204H249ZM255 205V204H254ZM236 206H237V202H236ZM207 207H209L208 206V204H207ZM215 207H213V208H215ZM238 207V206H237ZM242 207H240V208H242ZM256 207V208H255ZM189 208V207H188ZM216 208H215V211H216ZM245 208V207H244ZM197 209V208H196ZM212 209V208H211ZM236 209V208H235ZM238 209V208H237ZM200 210V209H199ZM209 210V209H208ZM208 210H206V211H208ZM214 210V209H213ZM213 210L212 211H210L211 213L213 212ZM66 211V212H65ZM68 211V212H67ZM73 211V212H72ZM97 211H100V214L102 213V215H103V217H101L100 215H99V212H98V215H97ZM195 211H197V210H195ZM205 211V210H204ZM65 212V213H64ZM203 212V211H202ZM210 212H209V214H210ZM228 212V211H227ZM230 212H231V210H230ZM74 214L73 216L74 217H72L71 215L68 217V215H66V214ZM191 213H193V211L191 212ZM201 213V212H200ZM234 213V214H233ZM224 214V213H223ZM227 214H229V212L227 213ZM75 215H77V216H75ZM189 215V214H188ZM188 215H187V217H188ZM200 215V214H199ZM207 215V214H206ZM211 215V214H210ZM209 215V216H210ZM159 216H162V217H164L163 219H162V217H160L159 218ZM195 216V215H194ZM197 216V215H196ZM195 216V217H196ZM203 216H204V214H203ZM208 216V215H207ZM215 216V215H214ZM223 216V215H222ZM1 217V216H0ZM70 217H72V219H70ZM77 217H79L78 219H77ZM88 217H91L90 218V220L92 219L93 220V222L92 223H94L93 224V228H89V227H83V226H81L80 224H78V222H76L77 220L78 221H80V218H81V220L82 221H84L85 222V224L87 223L86 222V220H88L90 223H91V221L89 220V218ZM138 217H140V221L141 222H143V220H145L146 219V221H148L147 223H146V221H144L146 224H148V226L145 224V226L146 227H144L143 226V228H144V230H141V231H134L135 229H137V228H140V227H137V228H129L128 230L127 229H125V228H123V226H124V224H126L125 222L126 221H130V222H132V223H134L135 221V219L137 218L138 219ZM166 217H168V218H166ZM183 217V218H184ZM193 216H192V214H191V216L189 215V218H190V220L192 219V220H194L193 218H192ZM199 217V216H198ZM201 217V216H200ZM212 217H213V215H212ZM224 217V216H223ZM1 218V219H2ZM65 218L67 219V218H69L70 220V222H71V225H70V230H68V228L64 225V227H66V229L68 230V231H70V235H69V233L67 234V232L65 231V238H64V234H63V232L61 233V235H59L60 233H58V231H56V229L58 228V226H57V224L56 223H58V224H62L63 222H64V220H65ZM83 218L84 219H86V220H83ZM115 219V222L114 221H111L112 219ZM119 219V218H123V219H125L124 220V222H123V220H122V223H121V225H123L122 227H120L121 225H117L118 227H117V229H116V226L115 227H113L115 224H116V220L117 219ZM144 218V219H143ZM150 218H152V219H150ZM188 218V219H189ZM77 219V220H76ZM111 219V220H110ZM113 219V220H114ZM143 219V220H142ZM148 219V220H147ZM164 219H168L167 221L169 222H164V221H166V220H164ZM185 219V218H184ZM196 219V218H195ZM200 219H202V218H200ZM202 219V220H203ZM4 220H2L3 222H5ZM62 220H63V222H62ZM72 220V221H71ZM76 220V221H75ZM104 220H107V225L109 226V227H113V229L115 228L116 230H114V231H112V230H109V228L107 229V230H105V228H104V223L106 222V221H104ZM161 220H163V221H161ZM178 220V221H177ZM186 220V219H185ZM212 220V221H211ZM1 221V220H0ZM67 221V220H66ZM68 221V222H69ZM81 221V222H82ZM118 221V220H117ZM138 221V220H137ZM140 221H138V222H140ZM150 221L152 222V223H150ZM189 221V220H188ZM209 221V222H208ZM22 222H26V223H32V224H30V225H32V226H34V227H28V225H27V227L28 228H26V227H23L25 224H23ZM109 222H112L111 224H112V226H110L111 224L109 223ZM113 222L115 223V224H113ZM130 222H129V224H130ZM260 222H262V225H261V223L259 224ZM9 223V222H8ZM54 223L56 224V226H57V228H56V226H54ZM66 223V222H65ZM90 223H87V224H90ZM118 223H120L119 221H118ZM117 223V224H118ZM131 223V224H132ZM188 223V222H187ZM257 223H258V226H257ZM64 224V223H63ZM66 224H68V223H66ZM104 224V225H103ZM141 225H142V223H140ZM151 224V225H150ZM29 225V226H30ZM80 225V226H79ZM97 226V227H95V226ZM106 225V226H107ZM128 225V224H127ZM127 225H125V226H127ZM133 225V224H132ZM244 225V226H245ZM260 225L261 226H263L261 229L259 228L260 227ZM9 226H10V224H9ZM51 226H53V227H51ZM90 226V225H89ZM92 226V225H91ZM90 226V227H91ZM105 226V227H106ZM107 226V227H108ZM140 226V225H139ZM60 227V226H59ZM127 227H129V226H127ZM245 227V228H246ZM255 227V226H254ZM56 228V229H55ZM102 228V229H101ZM145 228H147V229H145ZM237 227H235V229H236ZM241 228V230H239V231H242V230H245V228L244 229H242V227H240ZM239 228V229H240ZM133 230V231H129V230ZM238 229V228H237ZM236 229V230H237ZM248 229H249V227H248ZM246 230V231H250V230ZM14 230V231H13ZM15 230H17V231H15ZM138 230V229H137ZM218 230H220V231H218ZM235 230V231H236ZM264 230V229H263ZM213 231H216V232H213ZM232 231V230H231ZM253 231V230H252ZM252 231H250V232H252ZM13 232H17V233H13ZM204 232V233H203ZM245 232V231H244ZM248 232H245V234L244 235H246V236H248L249 234H251L252 236H248V237H250V238H252L253 236L255 237V236H257V235H254V234H252V233H248ZM263 232V231H262ZM261 232V236L260 237H262V234L264 235V232L262 233ZM202 233H203V236H199V234L200 235H202ZM211 233H209L210 235H211ZM216 233V234H217ZM225 233V232H224ZM235 233V232H234ZM246 233H248V234H246ZM63 234V235H62ZM220 234V235H219ZM219 234H217V235H219V236H221V235H223V232L222 233H219ZM225 234H227V233H225ZM228 234H231V233H228ZM236 234L238 235H240L241 234V236H237L238 238H237V241H241V240H238V239H241L240 237H243L244 235H242V233L241 232H236ZM209 235V238L211 237V241H212V236H210ZM260 234H258V236H259ZM218 236V238H220ZM236 236V235H235ZM69 237V238H70ZM203 237V238H204ZM207 237V236H206ZM205 237V238H206ZM222 237V236H221ZM247 237V239L248 240H250V238H248ZM260 237H255V238H257L256 239V243H259L257 240H258V238H260ZM198 238H196L197 240H198ZM202 238V239H203ZM204 238V239H205ZM209 238H207V239H209ZM236 238V237H235ZM254 238V239H255ZM6 239V240H5ZM38 239V240H39ZM62 239V240H63ZM93 239V240H92ZM196 239H194V241H196ZM202 239H200V240H198V241H201ZM222 239V238H221ZM221 239H219V241L221 240ZM230 239H232V238H230ZM243 239V238H242ZM246 239V237L244 238V243H243V245L244 246H246L247 244H245L246 243V241L247 242H253V245L254 246H257V245H255L254 244V242H255V240L253 239V241H248ZM261 240H263L262 238H260ZM259 239V240H260ZM32 240V239H31ZM36 240V239H35ZM61 240V241H62ZM225 240H227V239H225ZM166 241H168V245H167V243H166ZM203 241V240H202ZM224 241V240H223ZM233 243H234V245H236V248L237 247H240V246H242V245H240V246H238L237 244H239L240 242H238V243H236L235 244V242H237L236 241V239H234V237H233ZM59 242V241H58ZM86 242V243H85ZM87 242H89V245H88V243ZM93 242V243H94ZM134 242V243H135ZM173 242V243H172ZM229 240L228 241H224L223 243H224V245H226L225 247L227 248V249H225V247L222 249V251H224V252H229L228 251V249L229 248H232L233 247V245L230 247V246H228L229 245ZM263 242V243H262ZM261 243H262V245L264 246V241H262ZM60 243H62V242H60ZM94 243V246L96 245ZM132 243V242H131ZM130 243V244H131ZM166 243V244H165ZM172 243V244H171ZM178 243V244H177ZM184 243H186V242H184ZM196 242H192V244L194 245ZM218 243H220V242H218ZM228 245H227V244ZM38 244V243H37ZM79 244V246H80V243H78ZM105 244V243H104ZM123 244V243H122ZM121 244V245H122ZM139 244V243H138ZM138 244H135V245H138ZM186 244H188V243H186ZM197 245H198V243H196ZM202 244V243H201ZM204 244V243H203ZM220 244H222V243H220ZM242 244V243H241ZM249 244V243H248ZM252 244V243H251ZM66 245H67V243H66ZM82 245V244H81ZM92 245V244H91ZM128 245H129V243H128ZM148 245H150V244H148ZM147 245V246H148ZM167 245V246H166ZM180 245V244H179ZM181 245H182V243H181ZM259 246H261V244L259 243L258 244ZM2 246V245H1ZM5 246V245H4ZM3 246V247H4ZM25 246V245H24ZM78 246V247H79ZM86 246V247H87ZM93 246V245H92ZM97 246V245H96ZM96 246L94 247V248H96ZM100 246H102V244L100 245ZM118 246V247H119ZM133 246H134V244H133ZM132 246V247H133ZM174 246V247H173ZM186 246V245H185ZM185 246H181V247H185ZM187 246H189V245H187ZM208 246V245H207ZM220 246V245H219ZM247 246H250V245H247ZM243 247V249H242V251L243 252H241V254H239L240 255V257L241 256H243L244 257V255H246L245 257H244V259L245 258H247V256H248V258L247 259H245V261L247 260H254V264H255V259H250L251 258V256H252V258H258V259H260L261 258V256L263 257V255H261L262 253H263V251H264V249L263 250H261L260 249V247L259 246H257V247H252V246H250V247ZM263 246H261V247H263ZM115 247V246H114ZM123 247H125L124 245H123ZM137 247V246H136ZM138 247H139V245H138ZM143 247V246H142ZM170 247V246H169ZM197 247V246H196ZM229 247V248H228ZM19 248V247H18ZM40 248V247H39ZM50 248V247H49ZM63 248V247H62ZM97 248H100V247H97ZM141 248V247H140ZM168 248V247H167ZM190 248V247H189ZM192 248H194V247H192ZM208 248V247H207ZM220 249L222 248V245H221V247H219ZM218 248V249H219ZM245 248V249H244ZM249 248H252L253 250H251L250 249V251L252 252V251H254V252H252L251 254H250V251H248V252H245V251H247L246 249H248L249 250ZM256 248V249H255ZM264 248V247H263ZM13 249H14V246H13ZM30 249V248H29ZM66 249H68V248H66ZM78 249H80V248H78ZM84 249V248H83ZM119 249V248H118ZM123 248H121V250H122ZM139 249V248H138ZM146 249V248H145ZM184 249V248H183ZM205 249V248H204ZM232 249H234L235 250V248H232ZM16 250V249H15ZM132 250V249H131ZM190 250H192V249H190ZM226 250V251H225ZM234 250H231L232 252H233V255L235 254V256L237 255L236 253L237 252H239V251H235L236 253H234ZM237 250V249H236ZM255 250H256V252H255ZM260 251V252H257V251ZM37 251V250H36ZM50 251V250H49ZM49 251L48 252H46V253H49ZM108 251V250H107ZM175 251V250H174ZM194 251V250H193ZM13 252H15V251H13ZM12 252V253H13ZM25 252V251H24ZM81 252V251H80ZM82 252H83V250H82ZM81 252V253H82ZM89 252V251H88ZM91 252V251H90ZM134 252V251H133ZM179 252V251H178ZM182 252H184V251H182ZM187 252V251H186ZM190 252V251H189ZM246 254H245V253ZM84 254H85V252H83ZM106 253V252H105ZM173 253V252H172ZM250 254V256H249V254ZM258 253H260L259 254V256H256ZM5 254H6V252H5ZM18 254V253H17ZM132 254V253H131ZM134 254V253H133ZM141 254V253H140ZM189 254V253H188ZM187 254V255H188ZM195 254V253H194ZM203 254H205V252L203 253ZM253 254V255H252ZM254 254H256V255H254ZM2 255V254H1ZM20 255V254H19ZM22 255V254H21ZM46 255V254H45ZM52 254H50V256H51ZM69 255H71V254H69ZM68 255V256H69ZM82 255V254H81ZM88 255V254H87ZM90 255V254H89ZM135 255V254H134ZM152 255V254H151ZM166 255V254H165ZM182 255V254H181ZM186 255V254H185ZM190 255V254H189ZM197 255H198V253H197ZM201 255V254H200ZM227 255V254H226ZM8 256V255H7ZM14 256V255H13ZM12 256V257H13ZM28 256V255H27ZM41 256V255H40ZM47 257V260L49 259V262H50V264H52L53 263V261H50V259H52V256L49 258L48 257V254L46 255ZM55 256V255H54ZM133 256V255H132ZM191 256V255H190ZM253 256H255V257H253ZM5 257V256H4ZM59 257V256H58ZM61 257H63V259L65 260L66 258L64 257V256H61ZM67 257V256H66ZM92 257V256H91ZM90 257V258H91ZM108 257V256H107ZM122 257V256H121ZM154 257V256H153ZM176 257V256H175ZM177 257L178 258H180L179 257V255H178V253H177ZM182 257V256H181ZM184 257H186V256H184ZM195 257V256H194ZM207 257H209V256H207ZM237 257V256H236ZM239 257V258H240ZM250 257V258H249ZM1 258V257H0ZM22 258V257H21ZM54 258V257H53ZM69 259H67V260H69L70 261V256L68 257ZM105 258V257H104ZM132 258V257H131ZM156 258V257H155ZM168 258V257H167ZM177 258V259H178ZM186 258H188V257H186ZM2 259V258H1ZM7 259V258H6ZM20 259V258H19ZM31 259V258H30ZM59 259V258H58ZM119 259V258H118ZM183 259V258H182ZM182 259H179V260H182ZM185 259V258H184ZM195 259V258H194ZM18 260V259H17ZM35 260V259H34ZM54 260V259H53ZM56 260V259H55ZM71 260H72V258H71ZM104 260V259H103ZM106 260H108V259H106ZM110 260H112V259H110ZM120 260V259H119ZM176 260V259H175ZM39 261V260H38ZM61 261V260H60ZM69 261H68V264H69ZM138 261V260H137ZM140 261V260H139ZM172 261V260H171ZM193 261V260H192ZM205 261V260H204ZM210 261V260H209ZM261 261V260H260ZM3 262V261H2ZM40 262V261H39ZM43 262V261H42ZM38 263V262H32V260L31 261H28V260H26V259H24V261H22V263L21 264H48L49 262H43V263ZM52 262V263H51ZM64 262V261H63ZM62 262V263H63ZM72 261H70V263H71ZM87 262H88V260L86 261V264H87ZM92 262V261H91ZM89 263V264H92V263ZM115 262V261H114ZM134 262V261H133ZM162 262V261H161ZM198 262V261H197ZM262 262V261H261ZM263 262H264V257H263ZM262 262V263H263ZM1 263V262H0ZM13 263H14V261H13ZM54 263L56 264H58L59 262L57 261V262H55L54 261ZM53 263V264H54ZM61 263V264H62ZM109 263H111V261L109 262ZM122 263V262H121ZM147 264V261L145 262L144 261V263L143 264ZM149 264H152L151 262H148ZM159 263V262H158ZM184 263V262H183ZM182 263V264H183ZM199 263V262H198ZM208 263V262H207ZM256 263H257V261H256ZM60 264V263H59ZM72 264H76L75 263V260L72 262ZM93 264H95V263H93ZM96 264H99V263H96ZM115 264V263H114ZM124 264V263H123ZM184 264H186V263H184ZM202 264V263H201ZM205 264V263H204ZM259 264V263H258Z\"/></svg>", "mask_w": 264, "mask_h": 264}]
</instances>
